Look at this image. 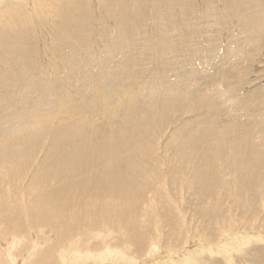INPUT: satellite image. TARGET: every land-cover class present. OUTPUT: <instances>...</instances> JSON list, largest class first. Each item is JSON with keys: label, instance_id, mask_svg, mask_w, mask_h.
<instances>
[{"label": "rangeland", "instance_id": "374dc122", "mask_svg": "<svg viewBox=\"0 0 264 264\" xmlns=\"http://www.w3.org/2000/svg\"><path fill=\"white\" fill-rule=\"evenodd\" d=\"M62 126L80 128L57 160L81 140L132 138L112 156L133 166L131 198L38 212L46 186L32 179ZM261 153L264 0H0V159L24 168L0 164V201L16 200L0 264H264Z\"/></svg>", "mask_w": 264, "mask_h": 264}, {"label": "bare ground", "instance_id": "6f19581e", "mask_svg": "<svg viewBox=\"0 0 264 264\" xmlns=\"http://www.w3.org/2000/svg\"><path fill=\"white\" fill-rule=\"evenodd\" d=\"M122 3H124V2H122ZM121 4H119V5H121ZM60 10H61V8H60ZM23 39H24V37H23ZM28 39H26V40L28 41ZM216 84H217V81H216ZM219 92L220 91H218V93ZM168 102L171 103L172 102L171 99ZM219 105H221V103ZM222 105H224V103ZM222 108H225V107H222ZM220 110H222V109H220ZM125 124H127V123H125ZM78 128H80V127H78ZM78 128H74V127L71 128V126H62L61 128L56 130V132L54 134V138H53L54 145L56 144V147L54 148V151H53L55 153H53L52 156L50 154V156L52 157L51 158L52 161L51 160H50L51 162L49 161V165L51 164L52 166L47 167L48 164H47V166L45 165L46 169L48 170V175L45 178H41L38 174H36L34 176V179H32V183L33 182L34 183H43L48 188L52 185L51 183H53L57 177L61 178V180H62V183L59 184V186H57L56 188L55 187L52 188L50 192H48V191L45 192L44 190L46 189V187H44V186L39 187L38 185L33 184L34 188H37V189L40 188V191H42L41 192L42 196L40 197V199L38 201H36L37 205L35 206V208L38 210L39 213L43 214L44 216L49 215V213H53V214H57V213L71 214L72 213L73 214L74 213L73 210L80 209L81 207H89V209L91 210L90 214L91 213L94 214V212L95 213L96 212L101 213V212H103V208H105V206H106L105 205L104 207H101V205H102L101 201H103V198H105L104 201L108 200V198H111V197L114 199H116V197H118V198L122 197V198L126 199V198H129L131 196V193H133L131 190V187L134 188V186H135L134 180L131 178L132 176L129 175L130 174L129 169L133 166H130L129 169H127L128 162H126L127 161V160H125L126 158L125 159L123 158V159L119 160L118 162H114V157H112L113 153L115 155V152L117 150H121L124 152L128 148V146H131L129 141H131L132 138H129V140H128L127 136H125V134H127L126 132H124V133L122 132V134L119 137L116 136L114 138V140H110L109 142H105V143H99V144H96L94 146L91 144V142H88L87 140H84V141L81 140L80 144L78 143V145H74L73 147L70 148V150L69 149L65 150L66 152L63 154V157H61L59 160H57V154L59 155L62 152V150H61L62 142L66 141L67 137L73 135L72 132L76 131V129L78 130ZM83 132H84V130H83ZM85 133H86V131L82 135L87 136V134H85ZM41 138H42V136H41ZM38 139H40V137H36L35 140L38 141ZM21 140H20V142H21ZM32 141H34V140H32ZM32 141L28 140V138H27V140H26V138H24V141L21 142V143H27V145L22 144V146L24 145L25 149L29 153L28 156L30 158H32L31 157L32 152L29 149H31V147H33ZM29 142L31 144H29ZM142 152H141V154H142ZM3 153H5V152L3 151ZM10 154H6L4 156H1L0 164H1V161L2 162H8L10 164H14L13 162H9L8 160L5 159V156L10 155ZM262 158H264L263 153H261V155L258 158L259 160L257 159L258 161L255 165H256V168H261V170L262 169L264 170V159H262ZM18 160H19V157H18ZM241 160H242V161H240L241 166H243V165L244 166L245 165L253 166L254 165V163L251 164V162H249L250 159L247 160L246 163L244 162L245 160L244 161H243V159H241ZM141 161H142V159H141ZM133 162H135V161H133ZM57 163H59L60 165H58ZM56 164L58 165L57 168L55 167ZM141 164H143V163H141ZM42 165H44V164H42ZM101 166H103V167H101ZM207 166H209V165H207ZM145 167H146V165H145ZM8 168H9V170H7V171H9V173H12L14 176H17V173H19V175L22 174L23 170H24V168H21L19 165H17V163L14 164V166L12 168L7 167V169ZM12 169H15V170H12ZM44 169L38 170L37 173H41ZM99 169H101V170H99ZM207 169L213 170V168L212 169L206 168L203 170L205 171ZM208 170L206 171L207 174L204 172L205 175L203 174V177L202 176L201 177H202V180H205L209 184V187H212L214 190L215 189L214 184H215V187L219 186V185L216 182V180L213 181V179L210 177L211 173ZM4 176H5V174L0 175V194H1V197L3 195L6 196L8 193V192L6 193V191H3V189H1L2 185L5 186L7 183L6 182L5 184H3V180L5 178H8V177L4 178ZM90 179H92V181H93L92 187H89V185H88V181ZM197 184H199V183H197ZM199 185H201V184H199ZM225 185H226V183H225ZM83 200L88 201V202H83ZM14 201H16V200L13 196L10 197L9 200H7V199L5 200L2 198V200L0 201V204L2 202H6V204H7L6 209L0 210V224H2L3 222L5 223L6 219L16 209V207L14 209L12 208L13 207L12 203ZM18 202L21 203L20 201H18ZM33 202H35V201L31 200L29 204H32ZM53 203H55V205L59 206V207L50 206ZM126 203H127L126 206L128 205L129 207H134V205L129 204L128 201ZM17 205H20V204L17 203ZM23 205H24L25 210L27 212H29L30 211V207H29L30 205H26L25 203H23ZM71 219H74V218H71ZM54 224H55L54 222H50L47 224V227H49V228L51 227L52 229H55ZM67 226H68V221L66 220L65 233L67 232ZM59 235L60 234H58V236ZM59 237L61 240L63 239V237H61V235ZM68 244H67L68 248H70L72 243L69 242ZM66 248L67 247H65V249ZM74 249H76V248L74 247ZM74 249H72L71 252ZM64 251H66V250H63V252ZM69 252H68V254H69ZM71 252H70V254L72 256L74 252H72V253ZM66 255L67 254H64V257ZM120 257H123V256L120 255ZM65 259H66V261H68L67 258H65ZM102 259H103V257H102ZM117 261H118V259H117Z\"/></svg>", "mask_w": 264, "mask_h": 264}]
</instances>
